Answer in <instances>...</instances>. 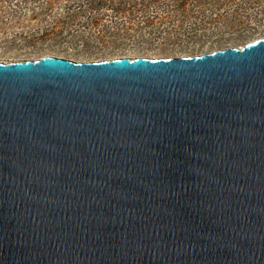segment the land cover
I'll return each instance as SVG.
<instances>
[{
    "label": "water",
    "instance_id": "obj_1",
    "mask_svg": "<svg viewBox=\"0 0 264 264\" xmlns=\"http://www.w3.org/2000/svg\"><path fill=\"white\" fill-rule=\"evenodd\" d=\"M0 264H264V37L0 62Z\"/></svg>",
    "mask_w": 264,
    "mask_h": 264
},
{
    "label": "rangeland",
    "instance_id": "obj_2",
    "mask_svg": "<svg viewBox=\"0 0 264 264\" xmlns=\"http://www.w3.org/2000/svg\"><path fill=\"white\" fill-rule=\"evenodd\" d=\"M264 37V0H0V62L191 56Z\"/></svg>",
    "mask_w": 264,
    "mask_h": 264
},
{
    "label": "bare ground",
    "instance_id": "obj_3",
    "mask_svg": "<svg viewBox=\"0 0 264 264\" xmlns=\"http://www.w3.org/2000/svg\"><path fill=\"white\" fill-rule=\"evenodd\" d=\"M57 57V56H56ZM119 58H122V57H119Z\"/></svg>",
    "mask_w": 264,
    "mask_h": 264
}]
</instances>
